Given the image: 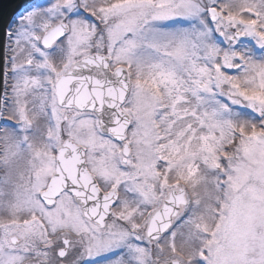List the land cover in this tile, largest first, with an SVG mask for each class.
I'll list each match as a JSON object with an SVG mask.
<instances>
[{
  "label": "snow or ice",
  "instance_id": "6c2138e0",
  "mask_svg": "<svg viewBox=\"0 0 264 264\" xmlns=\"http://www.w3.org/2000/svg\"><path fill=\"white\" fill-rule=\"evenodd\" d=\"M0 264H264V0H0Z\"/></svg>",
  "mask_w": 264,
  "mask_h": 264
}]
</instances>
